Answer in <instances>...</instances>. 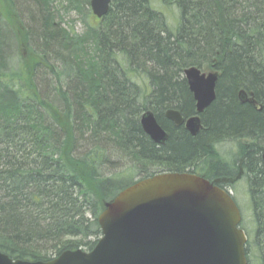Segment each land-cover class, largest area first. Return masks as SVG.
Listing matches in <instances>:
<instances>
[{
    "label": "trees",
    "instance_id": "1",
    "mask_svg": "<svg viewBox=\"0 0 264 264\" xmlns=\"http://www.w3.org/2000/svg\"><path fill=\"white\" fill-rule=\"evenodd\" d=\"M90 2L0 0V252L47 262L91 251L105 203L136 182L127 178L211 181L243 167L264 264V0H113L98 24ZM72 13L82 34L65 26ZM192 67L219 74L195 137L165 118L196 114L183 75ZM147 112L167 133L164 145L143 132ZM223 139L238 142L235 168L213 163Z\"/></svg>",
    "mask_w": 264,
    "mask_h": 264
},
{
    "label": "water",
    "instance_id": "2",
    "mask_svg": "<svg viewBox=\"0 0 264 264\" xmlns=\"http://www.w3.org/2000/svg\"><path fill=\"white\" fill-rule=\"evenodd\" d=\"M112 1L91 0L92 14L104 18ZM183 75L196 115L185 120L169 110L165 118L195 137L203 128L200 116L216 99L219 74L192 67ZM239 96L254 104L243 92ZM140 123L153 143H166L152 113ZM104 208L97 220L102 237L91 252L65 251L49 262L12 260L0 252V264H247L240 210L228 193L200 177L157 175L126 188Z\"/></svg>",
    "mask_w": 264,
    "mask_h": 264
},
{
    "label": "rangeland",
    "instance_id": "3",
    "mask_svg": "<svg viewBox=\"0 0 264 264\" xmlns=\"http://www.w3.org/2000/svg\"><path fill=\"white\" fill-rule=\"evenodd\" d=\"M164 14L167 17L168 23L170 26H174L177 22V12L174 8H167L163 10ZM91 22L94 24L100 23V20L96 19L93 15H91ZM81 17L77 15V13H72L69 16L65 18V26L67 28L73 27L77 33L82 34L84 31V26L81 21ZM19 55H26L24 47L18 48ZM17 61V59H16ZM205 74L211 73V71H203ZM240 145H243L241 143ZM215 150L219 153L221 156V160L213 159L214 162H220L223 165H232L233 168L238 164V142H235L234 140L225 141L224 139L219 141V143L215 144ZM212 161L209 160V162L205 163L204 166H201L199 168L209 167L211 165ZM118 169H121L120 166ZM231 176L229 179H224L226 183L224 185L222 184L223 189H226L229 191L234 198L240 213L242 221L240 223L241 229L244 231L247 237V244H246V253L248 248V255L247 260L248 264H258L259 263V257L256 252V248L254 246V231L256 230V223L254 219V211H253V205H252V198H251V189L250 185L246 180V172H244L243 167L235 168V171L231 169ZM204 178H208L206 175H201ZM233 176V177H232ZM140 177L137 176L135 178H127L125 182L132 183L134 181H137ZM215 183H218L217 180H214ZM221 185V183H219ZM114 194V193H112ZM92 240V239H88ZM87 240V241H88ZM248 246V247H247ZM82 251H88L86 248H82ZM53 258H56L54 255Z\"/></svg>",
    "mask_w": 264,
    "mask_h": 264
},
{
    "label": "flooded vegetation",
    "instance_id": "4",
    "mask_svg": "<svg viewBox=\"0 0 264 264\" xmlns=\"http://www.w3.org/2000/svg\"><path fill=\"white\" fill-rule=\"evenodd\" d=\"M200 132H201V131H200ZM198 134H199V133H198ZM221 179H223V181H224V178H221ZM212 181H214V180H211V182H212ZM222 184L224 185V182H223ZM222 184L220 185L221 187H222Z\"/></svg>",
    "mask_w": 264,
    "mask_h": 264
},
{
    "label": "bare ground",
    "instance_id": "5",
    "mask_svg": "<svg viewBox=\"0 0 264 264\" xmlns=\"http://www.w3.org/2000/svg\"><path fill=\"white\" fill-rule=\"evenodd\" d=\"M91 3V2H90Z\"/></svg>",
    "mask_w": 264,
    "mask_h": 264
}]
</instances>
